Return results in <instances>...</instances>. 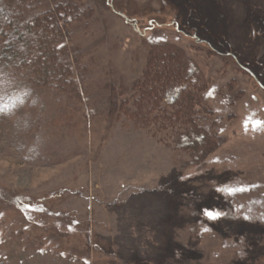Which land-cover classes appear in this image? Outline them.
I'll return each instance as SVG.
<instances>
[{"label": "rangeland", "instance_id": "obj_1", "mask_svg": "<svg viewBox=\"0 0 264 264\" xmlns=\"http://www.w3.org/2000/svg\"><path fill=\"white\" fill-rule=\"evenodd\" d=\"M65 1L78 92L0 67V264H264V0ZM167 50L207 141L128 117Z\"/></svg>", "mask_w": 264, "mask_h": 264}, {"label": "trees", "instance_id": "obj_2", "mask_svg": "<svg viewBox=\"0 0 264 264\" xmlns=\"http://www.w3.org/2000/svg\"><path fill=\"white\" fill-rule=\"evenodd\" d=\"M44 1L0 0V67L12 68L19 71L17 73L28 74L29 80L40 86L62 90L66 87L67 92L76 93L79 82L83 79L82 72L79 76L71 66L69 54L71 52L65 34L67 31L64 28L65 19L61 21L63 12L69 13L72 9H76V4L71 1L55 2L51 7L35 12V9L41 7ZM183 55L184 53L179 52L172 53L171 50L162 53L158 51L151 55L144 73L146 86H139L141 90L136 93L138 99L133 104L135 108L137 104V111L128 117L142 123L141 126L144 129L155 131L158 123L162 125V122L169 118L164 113L160 116L153 113L158 109L157 103L161 96H165V99H168L165 101L166 105L171 106L173 113L179 115L180 112L187 115L183 122L185 127L181 128L183 131L179 132L180 135L184 137L190 135L194 139L195 134L200 131V137L207 141L206 130L198 125L199 123L197 124L195 119L198 117L194 110V107L203 101L204 97L199 93L205 88V81L193 83L198 79L193 75L192 66H185ZM152 78L162 79L156 85L157 90H155L156 87L153 88L155 82ZM182 83L188 91L182 90ZM150 91L153 94H147ZM5 93L6 90H3L0 94V103ZM158 110L164 111L161 107ZM148 113L153 114L147 117ZM151 122L154 123L151 124Z\"/></svg>", "mask_w": 264, "mask_h": 264}, {"label": "snow or ice", "instance_id": "obj_3", "mask_svg": "<svg viewBox=\"0 0 264 264\" xmlns=\"http://www.w3.org/2000/svg\"><path fill=\"white\" fill-rule=\"evenodd\" d=\"M204 214L209 219H215V218H217L220 215V213L214 212L213 210H205Z\"/></svg>", "mask_w": 264, "mask_h": 264}]
</instances>
